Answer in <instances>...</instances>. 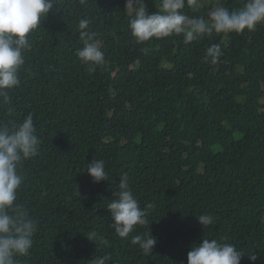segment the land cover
Instances as JSON below:
<instances>
[{"label": "trees", "instance_id": "obj_1", "mask_svg": "<svg viewBox=\"0 0 264 264\" xmlns=\"http://www.w3.org/2000/svg\"><path fill=\"white\" fill-rule=\"evenodd\" d=\"M143 2L157 11L159 0ZM245 2L202 0L183 11L207 18L217 3L239 11ZM53 3L28 35L19 86L0 104V123L32 114L41 140L20 169L15 203L38 230L19 264H91L105 255L106 264H187L203 238L235 245L240 264H264V23L190 43L183 34L137 43L126 0ZM85 18L105 56L94 71L76 55ZM213 44L222 51L214 64L205 60ZM94 158L104 160L107 181L82 172ZM125 173L147 224L121 238L107 205ZM200 214L215 223L204 229ZM149 231L157 243L145 255L131 240ZM92 232L103 240H89Z\"/></svg>", "mask_w": 264, "mask_h": 264}, {"label": "clouds", "instance_id": "obj_2", "mask_svg": "<svg viewBox=\"0 0 264 264\" xmlns=\"http://www.w3.org/2000/svg\"><path fill=\"white\" fill-rule=\"evenodd\" d=\"M202 0H159L158 9L149 13L143 0H126L125 10L129 15L131 35L137 43L151 38H164L173 34H183L185 43L211 36L215 33H241L251 31L257 24L264 23V0H246L243 9L229 11L217 3L207 14V18L188 16L183 9L201 7ZM53 0H0V104L7 103L9 92L20 84L19 71L25 63L24 55L30 56L32 45L28 35L41 26V22L53 10ZM90 20L79 22L80 38L83 46L76 52L79 60L94 71L105 63L101 51L102 40L90 30ZM222 55L219 44L206 49L205 60L216 63ZM41 140L37 134L32 114L12 127L0 123V264H19L18 257L30 254L38 224L28 211L15 203L18 198L23 176L20 169L25 160L35 157ZM99 183L107 181L105 162L94 158L82 169ZM107 205L112 227L121 238H127L137 225L147 224L146 213L140 207L130 189L127 173L119 178L118 191ZM204 229L215 223L211 214L198 215ZM88 239L103 240L95 232ZM131 242L138 245L145 255H149L157 243L150 231L146 235H136ZM245 255L230 243L215 238H203L191 247L187 254V264H240ZM255 262L258 255H247ZM109 255L96 256L91 264H106Z\"/></svg>", "mask_w": 264, "mask_h": 264}, {"label": "rangeland", "instance_id": "obj_3", "mask_svg": "<svg viewBox=\"0 0 264 264\" xmlns=\"http://www.w3.org/2000/svg\"><path fill=\"white\" fill-rule=\"evenodd\" d=\"M151 44V43H150Z\"/></svg>", "mask_w": 264, "mask_h": 264}]
</instances>
